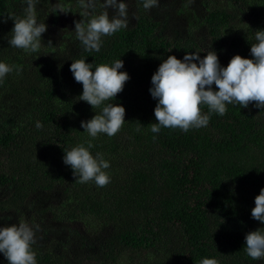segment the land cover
<instances>
[{
    "label": "trees",
    "instance_id": "1",
    "mask_svg": "<svg viewBox=\"0 0 264 264\" xmlns=\"http://www.w3.org/2000/svg\"><path fill=\"white\" fill-rule=\"evenodd\" d=\"M96 2L99 14L104 0ZM123 2L128 27L103 37L96 52L76 38L79 0H39L47 31L30 53L8 43L26 0H0V62L13 68L0 83V227L39 226L37 264H264L245 251L246 234L264 229L251 216L264 188V109L234 102L223 116L211 113L206 127L153 133L158 101L149 92L170 55L214 50L222 67L234 55L251 59L264 0H158L147 10L144 0ZM66 15L74 16L67 26ZM78 59L93 71L121 59L123 91L99 108L80 100L82 83L70 71ZM108 103L125 108V122L115 136L93 139L81 121ZM89 140L91 154L110 163L104 187L80 183L63 161ZM0 264H8L3 253Z\"/></svg>",
    "mask_w": 264,
    "mask_h": 264
},
{
    "label": "clouds",
    "instance_id": "2",
    "mask_svg": "<svg viewBox=\"0 0 264 264\" xmlns=\"http://www.w3.org/2000/svg\"><path fill=\"white\" fill-rule=\"evenodd\" d=\"M39 0H26L27 7L23 18H14L10 46L36 53L41 45L42 34L47 31L44 22H38L36 5ZM83 9L82 19L75 22L76 38L86 51H100L105 36H111L122 28H127L128 5L123 0H104L102 11L96 13V0H79ZM158 6V0H144L147 10ZM109 9L116 14L110 16ZM57 10L65 12L59 6ZM67 13V12H65ZM12 19V18H11ZM256 43L251 44V59L234 55L227 67H222L216 51H208L203 58L199 53H186L183 60L170 55L158 67L151 77L152 87L149 92L158 103L154 109L155 123L151 131L159 133L161 127L179 128L187 132L192 128L206 127L211 113L223 116L227 104L238 103L248 108L251 102L259 109H264V30L255 32ZM198 61V63H197ZM93 63L78 59L71 63L70 71L78 83H82L83 92L80 100L92 108H99L105 101L114 100L122 92L127 72L119 71L124 67L121 59L111 65L100 64L93 71ZM13 68L0 62V83ZM213 85L218 90L213 89ZM206 105L208 114L202 113L201 106ZM126 110L119 104L108 103L100 114H95L88 121H81V127L95 139L99 133L115 136L125 122ZM38 129L43 125L36 123ZM139 131V128L137 129ZM94 147L91 140L87 147L80 144L67 151L63 161L73 170V175L80 183L94 181L96 186L104 187L111 182L106 171L110 163L103 154L90 149ZM255 207L251 210L253 219L264 224V188L255 197ZM25 222L0 227V253H3L8 264H37V253L33 250L36 244V231ZM245 251L253 260L264 259V229L251 231L245 236ZM200 264H220L215 258H204Z\"/></svg>",
    "mask_w": 264,
    "mask_h": 264
},
{
    "label": "rangeland",
    "instance_id": "3",
    "mask_svg": "<svg viewBox=\"0 0 264 264\" xmlns=\"http://www.w3.org/2000/svg\"><path fill=\"white\" fill-rule=\"evenodd\" d=\"M71 17L73 19L74 16H71ZM71 17H70V15L69 16H67V15L65 16V19L63 21L65 22L66 26L71 23ZM48 19H49V16L47 17V21H48Z\"/></svg>",
    "mask_w": 264,
    "mask_h": 264
}]
</instances>
